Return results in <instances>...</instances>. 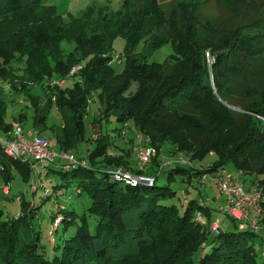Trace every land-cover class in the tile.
I'll return each mask as SVG.
<instances>
[{
    "label": "trees",
    "instance_id": "1",
    "mask_svg": "<svg viewBox=\"0 0 264 264\" xmlns=\"http://www.w3.org/2000/svg\"><path fill=\"white\" fill-rule=\"evenodd\" d=\"M215 3L220 14L206 16L198 2L172 0L165 7L158 0H123V8L116 12L88 6L65 20L45 0H0V78L11 89L29 94L35 108L34 129H39L49 104L60 111L63 125L53 140L58 149L77 150L83 139L88 97L96 92L99 116L92 123L103 117L109 120L110 114L122 125L131 121L157 148L152 160L156 161L166 141L171 143L172 154L181 151L190 159L214 157L202 168L194 167L191 160L189 167L173 166L170 174L185 172L190 181L192 176L228 164L231 170H241L246 188H261V227L264 0ZM116 36L124 39L120 70L110 62ZM62 41L73 43L72 48L66 51ZM140 41L141 49L136 50ZM166 42L173 51L164 60L148 61V54ZM207 52L213 56L209 62ZM77 63L82 64L80 80L44 90L47 103L37 110V97L30 94V88L35 84L43 88L45 77L66 76ZM132 82L135 89L129 91ZM6 107V92L0 86V132L12 127L4 119ZM21 116L23 112L14 120ZM114 129L122 133L119 127ZM109 136L100 132L96 137L84 155L86 165L56 170L65 177L64 185L76 181L79 192L90 196L89 209L96 213L94 229H89L83 213L74 232L61 242L49 235L50 251L40 242V230L33 224L36 206L22 199L18 214H4L0 208V264H264V248L258 257L255 246L260 227L258 231L242 229L231 218L236 228L220 225L218 232L210 230L194 215L200 210L210 221L211 206L186 197L179 212L176 204L161 201L176 191L169 183L156 184L157 174L152 185L110 179L105 170L109 166L141 168L131 164L127 148L118 154L108 152ZM31 164L0 149V172L7 182L11 176L8 165L18 168L26 179ZM58 210L73 214L57 213L61 219L54 230L61 222L65 230L74 221L75 211L64 205Z\"/></svg>",
    "mask_w": 264,
    "mask_h": 264
},
{
    "label": "rangeland",
    "instance_id": "2",
    "mask_svg": "<svg viewBox=\"0 0 264 264\" xmlns=\"http://www.w3.org/2000/svg\"><path fill=\"white\" fill-rule=\"evenodd\" d=\"M171 1L172 0H158V2L165 7H168ZM184 1L188 3L198 2V9L201 13H203V15L215 16L220 14L215 0ZM45 3L54 4L57 12L61 14V16L65 20H68V16L70 13L78 15L82 13L83 10L88 6H92L93 10H96L98 7H102L103 10L108 12H116L119 9L123 8V0H45ZM123 45V37L116 36L113 40L112 54L118 53L123 59ZM62 46L66 51H68L70 48H72L73 43L62 41ZM141 46L142 42L140 41L136 46V50L141 49ZM172 51L173 49L171 44L169 42H166L150 52L147 56V60H164ZM207 56L210 59L208 60V62L211 61L213 56L210 55L209 52ZM13 63L18 64L16 60H14ZM114 64L116 65L118 70L121 69L122 62H114ZM77 78V75L67 77L61 87L71 85L74 80H77ZM48 79L49 77H45V79L43 80V88L40 86V84H35L29 90L32 96L37 97V110H39L40 107L42 109L47 103L44 90L45 92H49V90L52 88L48 87L46 83ZM135 85L136 84L132 82L129 91L135 89ZM0 86L5 89L7 100L4 119L13 125L15 121L17 122V120L14 121V117H17L20 112H23V117H19L20 120H18L19 122L22 121L23 123H18V125H20L24 131L30 128L34 129L33 115L35 113V108L29 99V94L22 90L11 89L8 86L7 82L3 81L1 78ZM52 96H54V94ZM88 100L89 103L87 106V112L84 114L83 139L78 143L77 150H71L79 159H84L85 163H88L84 155L88 150L90 151L93 148L95 144L94 141L100 134V132H108L110 136L107 151L113 154H118L122 151V148L129 149V160L135 168H138L135 163V152L139 143L136 134L137 128L131 121H129L127 124L122 125L120 122H117L115 120L113 114H110L109 120H106L103 117L100 119V122L97 119L92 123V119L99 116V113H97L99 103L97 93H92L91 97H88ZM62 125L63 119L61 113L55 107V105L51 103L47 106L46 116L40 124L37 133L40 136H48L52 138V140H54L55 131L59 130ZM114 127H119L121 130L120 133H122L117 134V131L114 129ZM53 147L55 149H58L56 146ZM170 147V142H163L156 156V161L151 159L140 171L145 174H157L155 179L156 184L162 185L165 183H169L170 186L175 189L176 192L173 196L161 199V201L165 203L176 204L179 212H182L186 203L183 197L184 194H186L187 199L196 198L201 203L210 205V218L211 220H217L222 229L236 228L237 226L233 223V220L228 215L217 210V206L219 202H221L223 195L218 190L215 180L212 178V176L215 175L216 170L212 172H206L210 174H208L204 180L200 177V174L198 176H192L190 181L185 172L177 171L173 175L169 173V169L173 166L189 167L190 164L188 163V160H191L194 167H205L214 159L213 155L207 154L202 159H190L188 155L181 151H177L176 153L172 154ZM178 156L183 157L184 161L178 160ZM99 158L100 157H98V159ZM117 165L119 164H115L112 166ZM96 166H98L97 163ZM112 166H109L105 170L109 169ZM61 168L62 166L61 164H59L57 159L51 162L33 161L28 177L25 179L18 168L13 165H8V172L11 175L8 182L0 172V208L3 210L4 214L13 215L22 212V199L30 201V205H35L36 208L34 217L32 218L33 224L40 230V242L45 246L46 249L50 251L52 250V247L48 229L51 227L52 223L51 216L57 213L61 216L63 214L73 215L70 211L65 213L64 211L58 210V207L60 208V206L64 205L65 208L74 210L75 219L72 222H68L65 230H63L64 222H61L58 225V229L53 231L54 240L56 242H61L63 238L69 236L74 232L76 222L80 220V215H82L83 213L86 214L87 224L90 230L94 229V225L96 222L95 211L89 209V205L91 204L90 196L84 190L79 192V189H81V187L76 183V181L72 180L69 181L67 185H64L63 181L65 180V177H63L59 172L56 171ZM226 168L231 170L232 166L228 164L226 165ZM240 177L243 178L242 175ZM109 178L112 179L110 175ZM57 183H59L60 185L57 186ZM4 184L8 185V192L6 193L2 191V186ZM244 184L246 185V182H244ZM33 185L36 186L35 191L32 190ZM47 190H50L51 192L48 194ZM20 195H22L23 197H19ZM255 246L258 252L257 255L259 257L264 248V223L261 225L260 230L258 231V235L255 237ZM198 253L199 251H196L194 253V256H197Z\"/></svg>",
    "mask_w": 264,
    "mask_h": 264
},
{
    "label": "built area",
    "instance_id": "3",
    "mask_svg": "<svg viewBox=\"0 0 264 264\" xmlns=\"http://www.w3.org/2000/svg\"><path fill=\"white\" fill-rule=\"evenodd\" d=\"M121 60L122 57L118 53L112 54L110 57V62L112 63H119ZM208 60H210L209 57ZM81 66V63H77L69 69L66 76L49 78L46 82L48 87L61 86L67 77L78 76ZM77 79L80 80L79 76ZM52 98L54 99V96ZM136 134L139 141L135 153L136 165L138 168L143 169L147 162L156 155L157 148L150 142L149 135L142 133L140 130H137ZM0 149L7 155L24 162H51L57 159V161L61 162L63 168H68L72 164L86 165L85 160L79 159L71 149H55L52 138L33 134L31 130L24 131L18 123H15L10 129L0 132ZM178 160L184 161V158L178 156ZM188 163L190 164L189 160ZM106 171L114 180L130 185L140 183L152 185L154 181L153 174L134 171L122 164L112 166ZM208 174L210 173L204 172L200 177L205 179ZM241 175L242 172L239 169L234 171L225 167L216 170L212 178L223 195V200L219 202L217 210L235 220L239 228H250L258 231L260 227L262 191L257 186L246 188L244 181L240 177ZM35 188L36 186L33 185L32 190ZM2 190L5 193L8 192V185L4 184ZM186 197V194H184L183 198L185 199ZM60 219V215L57 214L48 230L51 239ZM194 219L204 224L207 223L212 231L218 232L220 229V224L217 220L209 221L207 216L200 210L195 213Z\"/></svg>",
    "mask_w": 264,
    "mask_h": 264
},
{
    "label": "crops",
    "instance_id": "4",
    "mask_svg": "<svg viewBox=\"0 0 264 264\" xmlns=\"http://www.w3.org/2000/svg\"><path fill=\"white\" fill-rule=\"evenodd\" d=\"M14 121H15V120H14ZM21 122H22V121H21ZM21 122H19V121L16 122V121H15V123H21ZM15 123H14V124H15ZM22 123H23V122H22ZM14 124H13V125H14ZM13 125H12V126H13ZM28 130H31V131L33 132V134H38V133H37V129L30 128V129H28ZM38 135H39V134H38ZM135 153H136V152H135ZM135 158H136V156H135ZM135 163H136V161H135ZM2 191H3V190H2ZM4 193H5V192H4ZM222 200H223V198H222ZM222 200H221V201H222Z\"/></svg>",
    "mask_w": 264,
    "mask_h": 264
}]
</instances>
